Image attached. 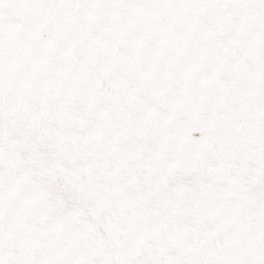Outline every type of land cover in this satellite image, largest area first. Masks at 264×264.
I'll return each instance as SVG.
<instances>
[{
    "label": "snow or ice",
    "instance_id": "6c2138e0",
    "mask_svg": "<svg viewBox=\"0 0 264 264\" xmlns=\"http://www.w3.org/2000/svg\"><path fill=\"white\" fill-rule=\"evenodd\" d=\"M0 264H264V0H0Z\"/></svg>",
    "mask_w": 264,
    "mask_h": 264
}]
</instances>
